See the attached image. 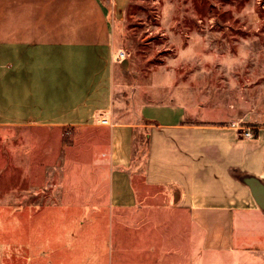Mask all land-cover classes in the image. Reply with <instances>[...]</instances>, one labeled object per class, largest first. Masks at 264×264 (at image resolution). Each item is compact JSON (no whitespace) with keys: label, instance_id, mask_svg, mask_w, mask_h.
Segmentation results:
<instances>
[{"label":"crops","instance_id":"0c3cea01","mask_svg":"<svg viewBox=\"0 0 264 264\" xmlns=\"http://www.w3.org/2000/svg\"><path fill=\"white\" fill-rule=\"evenodd\" d=\"M130 1L0 0V128H67L96 137L95 156L82 170L91 200L52 212L64 222V252L46 256L64 257L60 264H112L100 211H136L149 193L185 214L189 264H264V127L246 138L242 128L192 119L184 105L133 98L123 104L127 119L117 118L114 76L125 62L115 55L112 24ZM140 141L141 175L134 167ZM0 215L3 232L8 212ZM33 237L38 244L40 230Z\"/></svg>","mask_w":264,"mask_h":264},{"label":"rangeland","instance_id":"374dc122","mask_svg":"<svg viewBox=\"0 0 264 264\" xmlns=\"http://www.w3.org/2000/svg\"><path fill=\"white\" fill-rule=\"evenodd\" d=\"M112 39L125 62L114 76L118 119H127L123 104L133 98L184 105L207 125L252 133L264 127V0H131L112 24ZM94 138L67 128H0V209L8 212V226L3 232L0 226V264H34L35 249L40 264L64 260L46 256L63 253L65 244L64 222L50 215L91 200L83 192L91 180L82 172L95 156ZM145 146L140 141L134 151L140 175ZM140 180L134 177V185ZM154 196L145 193L136 211H100L112 264H189L185 214Z\"/></svg>","mask_w":264,"mask_h":264},{"label":"built area","instance_id":"2783aa9c","mask_svg":"<svg viewBox=\"0 0 264 264\" xmlns=\"http://www.w3.org/2000/svg\"><path fill=\"white\" fill-rule=\"evenodd\" d=\"M119 56H120V58H122L123 54L121 53ZM100 124L107 125L108 123H107L106 120H100ZM243 136L246 137V138H252L253 137V133L251 132V129L245 130L244 133H243Z\"/></svg>","mask_w":264,"mask_h":264}]
</instances>
